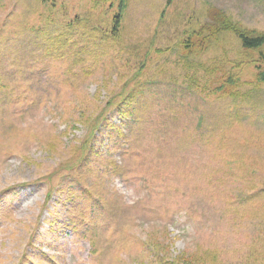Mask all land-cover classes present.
Wrapping results in <instances>:
<instances>
[{
	"label": "rangeland",
	"instance_id": "rangeland-1",
	"mask_svg": "<svg viewBox=\"0 0 264 264\" xmlns=\"http://www.w3.org/2000/svg\"><path fill=\"white\" fill-rule=\"evenodd\" d=\"M125 4L0 0V264H264V0Z\"/></svg>",
	"mask_w": 264,
	"mask_h": 264
},
{
	"label": "trees",
	"instance_id": "trees-1",
	"mask_svg": "<svg viewBox=\"0 0 264 264\" xmlns=\"http://www.w3.org/2000/svg\"><path fill=\"white\" fill-rule=\"evenodd\" d=\"M99 1V0H98ZM103 2H108L112 0H101ZM119 1V11L118 15L114 18V24L111 30L110 35L105 34V41L106 43H109L112 40V43H116L117 41H121L120 38V26L123 19L124 9L127 7L125 4L127 0H113ZM206 31L210 33V35L206 36L210 39V41H214L219 39L220 35L222 33H227L229 35L235 36L240 44L241 49L245 51H260L262 48H264V34H255L253 32H248L247 30L241 28L238 24L234 23L227 15L225 14H218L216 17L214 16V22L210 23ZM200 37V35H199ZM186 50L192 49V42L187 41L184 43ZM264 59V58H263ZM235 77L233 75H230L229 78L226 81V84L230 87L231 85H235L236 81L234 79ZM124 80V78H122ZM258 81L264 82V72H260L258 75ZM127 83H131L130 80L126 81ZM137 84V83H136ZM226 85V86H227ZM129 86L123 87V92L119 93V96L125 95V98H123L120 102V110H123L120 114L122 116H127L129 113L134 117V109H130L131 106H135L138 97H139V86L130 87ZM225 89V86H221L218 89H216L214 92L217 94L218 92H221ZM114 93V90L113 92ZM111 93V94H112ZM118 94V93H117ZM116 94V95H117ZM114 98H111L110 100H113ZM116 101L109 103V106H114ZM125 109V110H124ZM219 259L218 255L215 252H205L203 255L198 256H191L189 257V260L185 264H218L216 260Z\"/></svg>",
	"mask_w": 264,
	"mask_h": 264
}]
</instances>
